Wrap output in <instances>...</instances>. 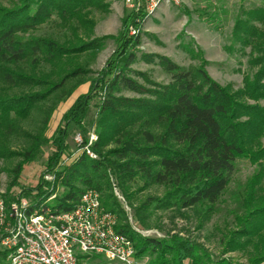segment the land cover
<instances>
[{
	"label": "trees",
	"instance_id": "trees-1",
	"mask_svg": "<svg viewBox=\"0 0 264 264\" xmlns=\"http://www.w3.org/2000/svg\"><path fill=\"white\" fill-rule=\"evenodd\" d=\"M98 1L18 0L13 7L0 5V158L15 156L4 146L9 138L22 136L29 139L30 146L18 155L22 161L12 171V186L46 145L53 152L44 172L54 175L50 182L41 178L35 189L23 190L18 196L8 194L7 205L33 197L28 214L41 208L60 213L73 209L85 191L96 190L102 205L117 217L116 231L134 244L138 257L149 258L148 264H234L224 256L214 259L203 244L178 234L163 238L139 235L112 193L110 175L127 200L131 185L138 180L143 189L164 187L163 198H150L139 210H193L202 228L219 210L238 163L248 161L256 169L231 211L235 230L229 233L225 254L252 243L249 263L263 264L264 9L255 10L243 25L237 20L236 34L244 36L241 41L251 48V56L244 86L236 92L209 75V62L200 53L195 55L201 58L200 64L191 67L166 56L143 54V61H157L162 68L169 79L164 84L134 70L141 39L129 36L133 18H126L116 50L91 81L88 93L78 96L54 135L46 138L44 128L56 105L67 101L91 72L79 59L101 49L110 38L85 41L79 35L88 27L92 34L90 14ZM53 22L69 32L63 43L31 35ZM102 92L103 99L96 103L98 140L92 146L98 158L81 153L63 167L70 132L83 127L92 114L91 103ZM50 99L53 105L45 110L42 105ZM35 112L44 114L43 129L31 135L21 124ZM135 218L142 223L138 211ZM7 256L0 250V264ZM88 257L80 256V263Z\"/></svg>",
	"mask_w": 264,
	"mask_h": 264
},
{
	"label": "rangeland",
	"instance_id": "rangeland-1",
	"mask_svg": "<svg viewBox=\"0 0 264 264\" xmlns=\"http://www.w3.org/2000/svg\"><path fill=\"white\" fill-rule=\"evenodd\" d=\"M140 2V6L132 7L128 0H99L98 6L91 9L90 19L94 21L92 34L90 35L88 27L86 31L80 30L79 35L85 41L94 38H110L104 41L101 49L79 59L80 63L91 72L87 76V81L79 86L67 101L56 105L46 129L44 128L43 133L46 138H51L54 135L62 122L63 115L78 96L88 93L91 81L96 79L97 73L105 67L116 50L117 39L124 31L123 23L126 18H133V23L128 27L129 36H140L141 39L135 50L138 61L132 65L134 70L146 73L153 81L164 84L169 79L162 68L156 64L157 61L155 63L143 61L141 59L143 54L166 56L184 67L197 66L200 64V59L203 58L209 62L206 66L209 75L219 84L227 87L231 92L243 88L244 78L250 69L251 48L243 45L241 41L243 35L236 34L239 29L237 20L240 19L242 25L243 22L250 21L255 10L264 9V0H183L178 5L170 3L161 6L153 13L148 11L144 2ZM16 3L18 0H0V5L5 7H13ZM254 23L261 27L259 22ZM31 35L51 37L63 43L69 36V32L53 22ZM189 49L192 52H189ZM198 53L201 58L195 56L199 55ZM125 94L134 96L132 93ZM103 95H105L104 92L100 93L91 103L92 114L84 121L83 127H74L70 132L68 147L62 156L61 163L65 159H69L78 148L75 142L77 134L82 135L83 139L87 141L94 133L98 140L96 103L103 99ZM52 103L53 101L50 99L42 106L47 110L53 105ZM43 118L44 114L35 112L28 121L21 124L23 131L31 135L40 134L43 129ZM29 146V139L22 136L9 138L4 146L7 151L15 155L9 158H0V193L4 197L8 194L18 196L23 190L35 189L41 178L47 182L54 178L53 173L44 172L53 152V149L46 145L41 149L34 162L24 166L17 184L12 186V171L22 161L18 155ZM94 155L95 158L89 157L97 159V154L94 153ZM73 159L67 160L68 162H64L62 166L64 167ZM255 169L256 166L248 161L238 163V170L233 175L227 194L219 203V210L202 228L199 226L200 217L193 210H139L150 198H163L166 193L164 187L153 185L143 189V183L138 180L131 185L130 200H127L116 178L110 175V180L112 193L127 215L128 223L142 237L163 238L178 234L203 244L214 259L224 256L232 259L234 264H250L249 258L254 250L252 243L228 254H225V244L229 233L235 230L231 211L238 206L245 182ZM43 188L45 189L44 186ZM62 191L60 189L58 195H61ZM22 200L31 203L33 197H24ZM137 211L142 223L136 221ZM139 258L144 264L149 263L148 257ZM81 264L107 263L100 257L91 256L84 259Z\"/></svg>",
	"mask_w": 264,
	"mask_h": 264
},
{
	"label": "built area",
	"instance_id": "built-area-1",
	"mask_svg": "<svg viewBox=\"0 0 264 264\" xmlns=\"http://www.w3.org/2000/svg\"><path fill=\"white\" fill-rule=\"evenodd\" d=\"M140 1L153 13L166 2L183 0H128L132 7ZM96 141L94 133L87 141L77 134L78 148L63 163L81 153L95 158ZM29 206L25 200L7 205L0 193V250L8 254L4 264H81L80 256H97L107 264H144L134 244L116 231L117 217L102 205L98 191H85L73 209L60 213L41 208L28 214Z\"/></svg>",
	"mask_w": 264,
	"mask_h": 264
},
{
	"label": "crops",
	"instance_id": "crops-1",
	"mask_svg": "<svg viewBox=\"0 0 264 264\" xmlns=\"http://www.w3.org/2000/svg\"><path fill=\"white\" fill-rule=\"evenodd\" d=\"M168 4H170V3L166 2V3H164V4L162 5V7H163L164 5H168Z\"/></svg>",
	"mask_w": 264,
	"mask_h": 264
}]
</instances>
